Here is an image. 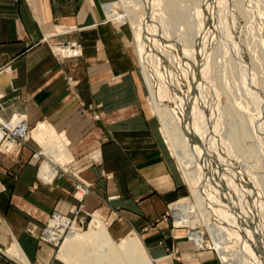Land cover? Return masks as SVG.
<instances>
[{
    "label": "bare ground",
    "instance_id": "bare-ground-1",
    "mask_svg": "<svg viewBox=\"0 0 264 264\" xmlns=\"http://www.w3.org/2000/svg\"><path fill=\"white\" fill-rule=\"evenodd\" d=\"M116 2L121 11L108 21L128 26L132 33L150 114L190 195L191 205L182 200L172 207L174 217L188 226L191 216L199 219L207 241L202 248L210 247L219 264H264V181L254 187L250 183L260 171L264 177V0ZM241 20L246 24L242 43ZM257 20L255 34L250 24ZM72 45L54 47L53 53L60 60L78 59L81 49ZM9 72L0 70V96L10 84ZM210 82L211 89L216 86L225 97L214 114L221 124L229 117L226 133L225 127L223 133L215 131L205 108L214 96L210 101L207 93L198 91ZM15 114L8 125L27 128L24 139L42 148L35 158H43L39 177L52 183L58 167L71 159L68 138L45 121L31 130L24 115ZM7 122L0 116V124ZM89 218L87 229L72 224L66 236L68 220H50L44 237L54 245L63 239L60 262L90 264L87 256L95 255L93 264H155L135 230L115 241L98 216ZM7 254L30 264L16 241Z\"/></svg>",
    "mask_w": 264,
    "mask_h": 264
},
{
    "label": "crops",
    "instance_id": "crops-1",
    "mask_svg": "<svg viewBox=\"0 0 264 264\" xmlns=\"http://www.w3.org/2000/svg\"><path fill=\"white\" fill-rule=\"evenodd\" d=\"M104 1L0 0V69H10L0 115L23 114L28 125L45 119L65 133L72 155L51 183L37 174L34 145L0 153V264H20L6 253L13 241L31 264H58L53 255L48 263L41 260L48 250L39 236L53 213L77 206L71 196L77 182L90 185L83 209L105 214L113 236L129 226L147 241L155 264H200L184 239L174 244L180 253L171 254L168 237L154 224L165 204L182 196L172 166L153 142L139 139L141 118H114H124L119 124L112 119L110 108L124 114L125 103L138 95L118 92L135 86L129 84L128 50L104 21ZM44 37L49 43L77 42L82 56L57 60ZM113 77L124 83L112 87Z\"/></svg>",
    "mask_w": 264,
    "mask_h": 264
},
{
    "label": "rangeland",
    "instance_id": "rangeland-1",
    "mask_svg": "<svg viewBox=\"0 0 264 264\" xmlns=\"http://www.w3.org/2000/svg\"><path fill=\"white\" fill-rule=\"evenodd\" d=\"M101 10H102V13H103V16H104V21H105V23H108L110 26H111V28L113 29V30H115L117 33H118V35L121 37V40H122V43L124 44V46H126V48H127V50H128V61H129V66H130V70H129V72H128V76H129V78L132 80L131 81V83H129V84H132V85H134L135 87V89H133V91L128 87L126 90L125 89H121V90H119L118 92L119 93H128V94H132L131 92H133V93H136L137 95H138V99H137V101L136 102H131L132 100H129L128 101V103H125V104H127L128 106L126 107V108H124V114H121V113H119V109H115V107L114 108H110L111 110H112V113H111V116L113 117L112 119H114V118H120V117H127V116H130V115H132V116H134V115H137L139 118H141L142 119V129H144L143 130V132L144 133H142V134H138L139 135V139H146V140H148V141H151V142H153L154 143V145L159 149V152L161 153V155L163 156V157H166L167 158V163H168V165L170 164V166H172V169L175 171V173H176V175L178 176V179H179V187H180V189H182V196L181 197H179V198H177V199H175L174 201H172V202H170V203H168V204H165V209H164V212L157 218L158 219V221L155 223L154 222V224L155 225H159L160 224V226H161V229L159 230V232L162 234V236H164V235H166L167 237H168V241L167 242H169L172 246V249L171 250H173V251H171V254H174V253H180V248H179V246H178V249H179V251H176V247H174L175 245L174 244H176V242L178 241V242H180L179 240H181V239H184L185 241H187V243H188V249H190L191 250V252H192V255H194V257H196L197 259H199L200 258V260L202 261H200V264H219V262H218V260H217V257H216V255H215V253L210 249V247H208V248H206V249H204V248H202V247H204V245H207L205 242H207L206 241V238H204L205 237V235H204V230H203V228H202V225L200 224V222H199V219L197 218V219H195L194 218V216L192 217L191 216V218H190V220H191V225L190 226H188L189 224H185V223H183V222H180L179 220H177L175 217H174V211H173V209H172V207H174L176 204L177 205H180V204H182V203H184L182 200H185L186 202H187V204H189V205H191V200H190V195H189V192H188V188H187V185H186V183L184 182V180L182 179V177H181V175H180V173H179V171H178V169H177V164H176V162H175V159L170 155V152L168 151V149H167V147H166V145H165V143H164V141H163V138H162V136H161V134H160V132H159V128H160V126H159V123H158V121L156 120V118L154 117V116H152L151 114H150V111H149V106H148V103H147V98H148V91H147V88H146V86L144 85V83H143V80H142V70H141V68H140V66L137 64V56H136V53H135V45H134V42H133V36H132V33H131V31H130V29H129V27L128 26H122V27H119L115 22H113V21H108V18H109V16H113V15H116V14H119L120 13V8H119V6L117 5V2H116V0H105L102 4H101ZM257 22V23H256ZM255 23H252V24H250L251 25V31L252 32H254L255 34L256 33H258L259 32V27H258V22H259V20H257ZM241 27H240V26ZM238 25V27H240V29H239V31H240V33L241 34H239V42H241L242 43V39H244V35L242 34V33H244V32H246L245 30H243L244 28H246L244 25H246L245 24V22H243L242 20H241V23ZM244 27V28H243ZM209 29H211V28H209ZM208 31H210V30H208ZM245 34V33H244ZM243 36V38L241 39V37ZM245 36H249V41L250 40H252L251 38H250V35H245ZM132 37V38H131ZM251 37H253L252 35H251ZM247 38H245L246 40H247ZM44 40H45V44L47 45V47H48V49L50 50V52H51V54L57 59V60H59V61H70V60H75V59H68V60H60L59 58H57V56H56V54L55 53H53V49H54V51H56L57 50V48H58V46H59V44H66V43H49V39H48V37H47V39L46 38H44ZM242 40V41H241ZM67 43H69V45L70 44H73L74 42H67ZM81 46V45H80ZM54 47H57V48H54ZM60 47V46H59ZM81 48H82V46H81ZM81 52H82V49H81ZM82 56V55H81ZM242 57H245V55H244V53L242 52ZM219 61V60H218ZM254 61V60H253ZM245 63H246V65L248 64V62L247 61H244ZM219 63V62H218ZM252 65V64H251ZM241 66H245V65H240V67ZM2 69H9V68H2ZM2 69H0V70H2ZM224 69L225 68H223V70L221 69V71H224ZM9 71H10V69H9ZM9 74H10V72H9ZM212 76V75H211ZM263 76V75H262ZM227 78H229V76H227L226 77V79ZM110 81H112L111 83V85H112V87L113 86H117L118 84H117V82L118 81H120V84L121 83H124V80H122V78L120 79V78H118V77H113ZM211 82H210V86H208L207 88H209V90L206 88L205 90H202V88H201V91H200V89H198V91L199 92H205V94L206 95H209V97H210V101H212L213 100V96H214V101L215 100H218V99H216V98H220L221 99V101L220 102H214V101H212V102H209V105L208 106H206L205 108L206 109H208L209 110V114H211L210 115V119H211V121H212V123H213V126L216 128L215 129V131L218 133H223L222 131H224L225 133H226V131H228V126H230L231 125V121L229 120V117H228V119H225V122L223 123L222 122V124L224 125H222L221 124V118L219 119V117L217 118L216 116V114H214V112H218V110H216L217 109V107H219L220 105H221V103L224 105V103H225V97H223L222 96V93H221V91L220 90H215V87L216 86H214V87H212V89H211ZM213 86V85H212ZM214 89V90H213ZM211 90L213 91L212 93H210L211 92ZM216 91V92H215ZM209 92V93H208ZM117 93V92H116ZM213 93H215V94H213ZM125 95V94H124ZM127 95V94H126ZM211 95V96H210ZM217 95V96H216ZM216 96V97H215ZM245 97V96H244ZM246 97H248V96H246ZM249 98V97H248ZM214 102V103H213ZM216 103H218V104H216ZM125 104H123V105H125ZM214 104V105H213ZM111 105V104H110ZM109 105V106H110ZM212 105V106H211ZM213 107V108H212ZM115 109V110H114ZM216 111H215V110ZM213 110V111H212ZM212 111V112H211ZM241 112H243V113H245L244 111H241ZM243 113H241L240 115H243ZM17 115H18V113H16ZM15 114V115H16ZM78 114L76 113L75 114V116H77ZM1 116V115H0ZM2 117V116H1ZM23 118H25L24 116H23ZM95 118V119H94ZM5 119V118H4ZM92 119H93V121L94 120H98L99 118H98V115H94L93 117H92ZM124 119V118H123ZM122 119V120H123ZM114 120H116V119H114ZM122 120H119L118 119V121L116 120V122H115V124H119V123H121V121ZM219 120V121H218ZM42 121H46L45 119H43V120H41V121H39V122H42ZM229 121V122H228ZM38 122V123H39ZM37 123V124H38ZM219 123V124H218ZM37 124H34V125H29L30 126V128H31V130L32 129H34V127L37 125ZM215 124V125H214ZM226 124V125H225ZM228 125V126H227ZM53 126V125H52ZM220 126V127H219ZM146 127V128H145ZM218 127V128H217ZM224 128V130H223V128ZM54 128V127H53ZM55 129V128H54ZM221 129V130H220ZM57 130V129H56ZM55 130V131H56ZM57 132V134H61L60 133V131H56ZM59 132V133H58ZM223 135H225V134H223ZM117 137V136H116ZM112 138L114 139V135L112 136ZM30 142H32L33 143V145L35 146V148H36V150L39 152V150L38 149H40V153L42 152V148L41 147H39L36 143H34L31 139H30ZM245 146V145H244ZM94 151H96V150H94ZM94 151H91V152H89V153H87V155L89 154H92ZM33 154H34V151H33V153H32V156H31V158H33ZM70 154H71V152H70ZM75 156V155H74ZM165 158V159H166ZM35 159V158H34ZM92 160H93V158H91ZM95 159H96V157H95ZM72 161V155H71V159L69 160V162L67 163V164H65V165H63V167L62 166H59L58 167V171H59V168H65V167H67L68 165H69V163ZM94 161V160H93ZM33 163H35V166H36V170H37V174H38V176H39V170H40V167H41V165H42V163H43V158L42 157H38L37 159H35V161L33 162ZM67 173H70V171H67ZM72 174H76V172L75 173H72ZM264 174V173H263ZM260 176L261 177V175H262V171H260V174L258 173L257 174V176ZM257 177V179H255L254 180V182H253V180L250 182L251 183V186H258V185H260V183H262L263 181H264V177L261 179L260 177ZM41 178V177H40ZM260 179V180H259ZM263 180V181H262ZM46 181V180H45ZM260 181H262V182H260ZM260 182V183H259ZM255 184V185H254ZM258 184V185H257ZM83 185V184H82ZM246 185V184H245ZM245 185L243 186L244 188H245ZM76 186V185H75ZM243 188V189H244ZM247 188H245L244 190H246ZM248 190V189H247ZM74 195H75V188H74V191L72 192V199L75 201V202H77L76 201V199L74 198ZM78 196L79 197H83L82 196V193L80 194V193H78ZM85 199V198H84ZM84 199H82V201H80V202H77V208H79V213H78V218H83V225H82V227L81 226H79V225H77L76 224V222H73L71 219H69L68 217H70L71 216V213H70V211L74 208L73 206H71L70 208H69V210H68V212L67 213H65V214H62V213H59V214H61L60 215V217H63V218H65L66 220H68L67 222H65V225L67 226V228L65 229V232H64V236H66L67 235V233L69 232V230H68V228H69V226L70 225H72V224H75V226H77V228H80V229H87V227H88V222H89V220H90V218H89V216L88 215H92V214H94V215H96V216H98L99 218H100V220L103 222V223H108V225L106 224V226H107V228H108V230H109V232L112 234V232H111V230H110V221L107 219V217H106V215L105 214H103L102 213V216H103V218H104V220H106V222L103 220V218L100 216V214L98 213H96V212H94V211H91V212H88V211H85L84 209H83V206H82V204H83V201H84ZM181 200V201H180ZM180 201V202H179ZM175 203V204H174ZM76 206V205H75ZM183 206V205H182ZM163 209V207L161 206L160 207V210H162ZM55 213H57V212H55ZM53 215V214H52ZM51 215V216H52ZM67 215V216H66ZM51 216L49 217V219H48V223H46V225H45V227L41 230V232H40V239H41V236H42V233H43V231H44V229L45 228H47L46 226L49 224V222H50V220L51 219H53V218H51ZM164 227V228H163ZM124 229H127V230H123V231H121V233H119L116 237L115 236H113V234H112V236H113V239L115 240V241H118L120 238H122L124 235H126L130 230H131V228L129 227V226H125L124 227ZM136 232V231H135ZM139 236H140V238H142V236L139 234V233H137ZM42 248L43 247H46L47 248V250H48V254H47V256L49 255V257H45L44 259H41L42 261H45V262H47L48 263V261H49V259L51 258V256L53 255V259L54 260H56L57 261V263L58 264H64V263H62V262H60L59 260H58V258H59V256H58V252H59V249H60V246H59V244H61L62 242H63V239L61 238L60 240H59V242H58V244H56V245H54V244H52L50 241H46L45 240V237H44V234H43V236H42ZM143 242V244H144V246L146 247V249L148 250V252H149V254H150V256L153 258V256H152V253L150 252V248H148V246L146 245V243H147V241H142ZM177 242V243H178ZM49 245V246H48ZM52 245V246H51ZM201 248V249H200ZM203 249V250H202ZM8 250L9 249H7L6 250V253H8ZM181 250H182V247H181ZM199 250H201V251H199ZM178 253V254H179ZM8 255V254H7ZM199 258H198V257ZM87 258H89L90 260H88L87 262L88 263H90V264H93V262H95V261H91V258L93 259V258H95L96 259V256L95 255H93V256H91V258H90V256H87ZM40 259V258H39ZM31 264V263H30ZM96 264H97V262H96ZM115 264V263H114ZM188 264H196L195 263V261H194V263H192V262H190V263H188Z\"/></svg>",
    "mask_w": 264,
    "mask_h": 264
},
{
    "label": "built area",
    "instance_id": "built-area-1",
    "mask_svg": "<svg viewBox=\"0 0 264 264\" xmlns=\"http://www.w3.org/2000/svg\"><path fill=\"white\" fill-rule=\"evenodd\" d=\"M59 46L69 47L70 45L69 43H66V44H59ZM72 48H77L79 50L82 49L80 44L77 42L73 43ZM10 117L11 115L8 118L6 117V120H8V122L5 125L0 124V129H1L0 130V153L4 155L16 153L21 146L30 147V144L28 143V141L24 139L25 131L27 130V128H25V126L22 127L20 125L11 127L10 125H8ZM36 155H37V150H34L33 158H36ZM78 193L80 194L82 193L83 197H79ZM89 194H90V185H84V184L82 185L80 184V182H77L75 186V195H74V198L76 199V201L77 202L82 201V199H84ZM70 213H71V216L68 218L71 219L73 222H76L77 225L82 227L84 221H83V218H78L79 208L75 206L70 211ZM60 215L61 214L59 213H53L51 218L57 217ZM44 231L42 233V236L44 234ZM42 236H41V240H42Z\"/></svg>",
    "mask_w": 264,
    "mask_h": 264
}]
</instances>
